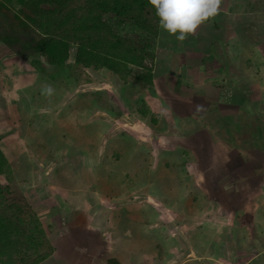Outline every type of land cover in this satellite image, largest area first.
Returning <instances> with one entry per match:
<instances>
[{
	"label": "crops",
	"instance_id": "0c3cea01",
	"mask_svg": "<svg viewBox=\"0 0 264 264\" xmlns=\"http://www.w3.org/2000/svg\"><path fill=\"white\" fill-rule=\"evenodd\" d=\"M169 36L156 49L158 85L145 89L162 98L158 122L168 113L190 127L168 126L163 146H132L130 163L0 42V150L11 165L38 155L22 194L53 249L39 264H264V0H221L184 41ZM58 153L54 169L47 156Z\"/></svg>",
	"mask_w": 264,
	"mask_h": 264
},
{
	"label": "trees",
	"instance_id": "16d2710c",
	"mask_svg": "<svg viewBox=\"0 0 264 264\" xmlns=\"http://www.w3.org/2000/svg\"><path fill=\"white\" fill-rule=\"evenodd\" d=\"M106 16L140 40L113 31ZM164 33L148 0H0V42L16 55H27L38 75L52 81L65 71L73 85L91 82L90 69L106 70L131 88L151 87L157 65L150 49ZM92 97L110 106L96 90L76 101V110ZM132 109L141 117L148 112L143 104ZM116 150L113 158L119 157ZM9 167L0 150V264H39L53 249L35 205L1 181Z\"/></svg>",
	"mask_w": 264,
	"mask_h": 264
},
{
	"label": "rangeland",
	"instance_id": "374dc122",
	"mask_svg": "<svg viewBox=\"0 0 264 264\" xmlns=\"http://www.w3.org/2000/svg\"><path fill=\"white\" fill-rule=\"evenodd\" d=\"M104 19L110 22V25L112 26L113 31H115L116 33L125 35V36H130V37L132 36L135 40L137 39L140 40V38H138L139 36L134 35L132 31H127L123 29L121 26H116L114 21L110 19L108 16L104 17ZM162 36L164 40H169L171 37L169 36L168 33L166 35L162 34ZM158 44L153 45V47L150 49L151 53L154 54L153 63L155 64V68H156V65L158 66L155 73L153 74V82H156V84L158 81L157 80L158 78L156 76H158L159 71L160 73L164 71V68L162 67L163 64L157 62V58L155 55L156 49L161 48V46H159ZM74 50H75V47L72 48L71 54L74 53ZM69 60H72V57H70ZM11 61L13 60L11 59ZM1 68L2 67L0 66V69ZM162 68H163V71H162ZM86 70L88 71V73L90 74L92 78L91 82L81 83L79 85H73L71 79L67 77L65 71L56 73L55 81H52L47 78L46 80L51 81L53 83L54 91L56 93H59L57 99H63V101L64 100H69V101L70 100L72 101L82 100L84 98L85 93L95 92L96 90H100L101 92L104 93L105 98H107L110 101V106L108 108H105L104 106L102 107V104L97 103L95 99H93L92 97L90 99L88 98V100L85 101L84 109L86 110L78 109L74 113V116L76 117L77 114H81L80 112H84V114H86L85 116H87L85 117L86 120H91V122H97L95 123V129L92 126H90L91 127L90 130H92V135L94 133L93 131H101L104 133L106 132L109 136H114V138H112L111 141H113V139L117 141L118 147L122 149V152H123V153L121 152V155L127 158L125 159L127 163H130L131 162L130 160H134L135 158H137L135 154L132 155L131 153H129V151H127V150H130L132 146H135V147L146 146L147 147L148 142L152 144L153 141H157L163 146V142L166 143L169 140L160 138V135L164 133V130H166L168 126H171L177 130H179L178 127H182L183 125H185V127L186 126L188 127L189 123H187L186 120L183 123L174 121V119L171 116L172 114H168V113L166 114L168 118V120L166 121L167 123L158 122V118L160 119V117H158L157 114L154 113L153 107H154V103H156L157 101L160 102L162 98L156 94V91H154V89L153 90L145 89L146 87L143 88L142 86H138V85L131 88L128 84H123L116 76H111L110 73L106 70H101V71H96V72L90 69H86ZM168 77H169L168 75L165 77V81H167ZM0 78H2V76H0ZM162 80L164 79L163 78L159 79L160 82ZM166 94L168 95L167 92ZM173 95L174 97H170V98L174 101V104L176 105V107L180 106L177 102H175V101H178L176 100L177 96L175 94ZM146 100L148 102H146ZM141 104H143L148 110V112L146 113L144 117H141L136 112L132 111L133 110L132 108L140 106ZM184 106H181V107L185 109V112H188L187 107L186 106L184 107ZM175 110L178 113H182L181 110H177V109ZM67 113L69 112L67 111ZM211 113H212V110H211ZM60 118H63V115H60ZM81 121L82 119L80 120V122ZM262 137H264V135ZM193 138L195 139L196 137H190V139H187L186 143L188 142V140L193 141ZM170 140L172 142H176L175 139H170ZM92 141H95V140H92ZM258 141L261 142V138L255 140L254 142L255 144H251L252 146L254 145V154L256 156L260 155L259 154L260 150L258 149H261ZM111 143H114V142H111ZM171 145H175V143H172ZM247 147L250 148V144H248ZM126 152H127V155H126ZM141 153H142V149L141 151H138V157L140 158L144 155ZM63 156L64 154H59V153L53 156H47V160L49 159V157L51 158L49 159L50 163L48 164H52L53 162L54 165H52V167L54 169L57 168V166L60 163H62ZM191 156L192 157H190L189 154L188 155L186 154V159H188L189 162L190 161L195 162V155H191ZM27 157L25 159V156H20V157L18 156L17 160L19 161H16L18 165L14 163L12 165L10 164L9 171L7 172L6 177L3 176V178H1V181L3 182V184H5L8 187L9 191L12 194H15V193L19 194V193H22L23 190L24 191L27 190L32 180L31 173L38 172L36 169V167H38V155L36 156L27 155ZM24 159L28 160L27 163L30 162L29 169H31L32 171H29L28 167L24 168L23 166L25 165ZM255 161H258V159H255V158L254 160L252 159L253 163H255ZM258 165L262 166L263 163H257V167Z\"/></svg>",
	"mask_w": 264,
	"mask_h": 264
},
{
	"label": "clouds",
	"instance_id": "9594fccd",
	"mask_svg": "<svg viewBox=\"0 0 264 264\" xmlns=\"http://www.w3.org/2000/svg\"><path fill=\"white\" fill-rule=\"evenodd\" d=\"M148 4L155 10L158 26L178 41H184L218 13L221 0H148ZM45 91L51 93L52 89L48 87Z\"/></svg>",
	"mask_w": 264,
	"mask_h": 264
}]
</instances>
